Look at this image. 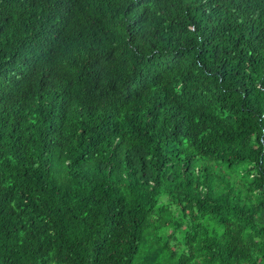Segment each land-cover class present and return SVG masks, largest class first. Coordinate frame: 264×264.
Masks as SVG:
<instances>
[{
    "label": "trees",
    "instance_id": "1",
    "mask_svg": "<svg viewBox=\"0 0 264 264\" xmlns=\"http://www.w3.org/2000/svg\"><path fill=\"white\" fill-rule=\"evenodd\" d=\"M168 229V264H264V0H0V264Z\"/></svg>",
    "mask_w": 264,
    "mask_h": 264
},
{
    "label": "rangeland",
    "instance_id": "2",
    "mask_svg": "<svg viewBox=\"0 0 264 264\" xmlns=\"http://www.w3.org/2000/svg\"><path fill=\"white\" fill-rule=\"evenodd\" d=\"M173 214L175 215L176 208H172ZM171 211V212H172ZM168 219V217H167ZM181 230V229H180ZM150 232H146L144 236V240L142 244L139 247L138 253L136 254L134 258V264H168L170 262V259L165 254V252L160 247L161 242L158 240V238H161V241L164 240L166 237L171 236L173 239H175L176 242L182 245L183 243V234L180 231H173L172 229H168L165 231H160V235H155L154 232L151 233L153 235L150 236ZM175 241L169 240V245L175 247ZM176 249V248H174ZM179 248L177 247L176 250ZM179 253V251H177Z\"/></svg>",
    "mask_w": 264,
    "mask_h": 264
}]
</instances>
